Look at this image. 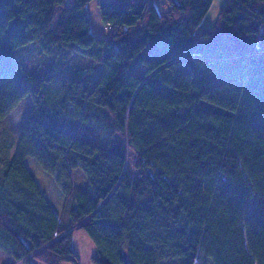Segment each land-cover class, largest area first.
Instances as JSON below:
<instances>
[{
  "label": "trees",
  "instance_id": "obj_1",
  "mask_svg": "<svg viewBox=\"0 0 264 264\" xmlns=\"http://www.w3.org/2000/svg\"><path fill=\"white\" fill-rule=\"evenodd\" d=\"M90 1L0 0V120L34 96L0 162V250L81 264L83 231L93 264H264V0L202 30L213 0H99L106 36ZM31 42L58 61L46 77L16 58ZM55 78L75 132L46 106Z\"/></svg>",
  "mask_w": 264,
  "mask_h": 264
},
{
  "label": "rangeland",
  "instance_id": "obj_2",
  "mask_svg": "<svg viewBox=\"0 0 264 264\" xmlns=\"http://www.w3.org/2000/svg\"><path fill=\"white\" fill-rule=\"evenodd\" d=\"M160 13H166L169 4L166 0H155ZM225 0H213V3L200 22L198 30L214 25L218 19L219 11ZM104 23V22H103ZM103 34L107 35L109 30L103 24ZM16 58L23 64L26 74L34 73L39 77H46L51 74L52 67L58 62L54 56H48L40 52L38 44L31 42L16 50ZM142 68V69H141ZM134 72L143 74V67L138 61L135 62ZM46 94V106L53 115L60 116L63 120V127L71 132H75L79 123V111L75 109L73 103L68 99L69 84H62L57 78L45 83L42 87ZM34 106V96L29 93L23 97L17 106L0 120V162L4 159L12 158L21 136L24 124ZM134 152L130 151L128 168L134 174H139V170L133 167ZM74 246L78 253L81 264H93L91 256L94 247L89 237L83 231H77L74 236ZM0 264H42L38 258L31 257L30 262L15 261L11 256L0 250ZM201 264H212L211 260L202 261Z\"/></svg>",
  "mask_w": 264,
  "mask_h": 264
},
{
  "label": "crops",
  "instance_id": "obj_3",
  "mask_svg": "<svg viewBox=\"0 0 264 264\" xmlns=\"http://www.w3.org/2000/svg\"><path fill=\"white\" fill-rule=\"evenodd\" d=\"M98 1L99 0H91L90 2H88L87 11L90 18L92 30L98 35L106 36L102 33L104 30L103 29L104 23L101 18V12L98 6Z\"/></svg>",
  "mask_w": 264,
  "mask_h": 264
},
{
  "label": "built area",
  "instance_id": "obj_4",
  "mask_svg": "<svg viewBox=\"0 0 264 264\" xmlns=\"http://www.w3.org/2000/svg\"><path fill=\"white\" fill-rule=\"evenodd\" d=\"M105 28L108 29L110 32L113 28V23L112 22L105 23Z\"/></svg>",
  "mask_w": 264,
  "mask_h": 264
}]
</instances>
